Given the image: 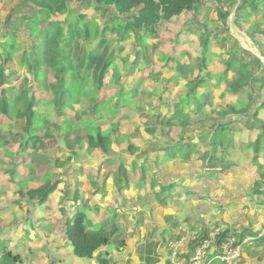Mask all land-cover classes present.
I'll return each mask as SVG.
<instances>
[{"label":"rangeland","instance_id":"rangeland-1","mask_svg":"<svg viewBox=\"0 0 264 264\" xmlns=\"http://www.w3.org/2000/svg\"><path fill=\"white\" fill-rule=\"evenodd\" d=\"M21 1L4 0L5 9L0 11V32H2V26L6 20L4 16L11 9L13 10V8L22 4ZM225 1L202 0L194 11L186 12L173 23L162 21L161 27L157 30L158 33L143 39L140 43L137 42V37L134 38L131 35L132 33H129L124 40H120L121 36L115 35L116 39L120 40L118 46H123L125 51L117 58L116 66L110 69L106 79V100L109 99L113 108H118V110H103L99 113L97 119H92L87 115H81L80 119H74L72 127L77 130L75 131L77 135L82 136V139L85 140L84 143L81 142L84 147L77 144L76 153L68 151V148L64 145V140L56 135L57 142L52 140L45 154L51 165L35 167L31 166L30 163L36 155L21 156L17 145H11L10 147L6 146L4 141H0V264H2L3 254L9 251L12 252V255H17L20 258L21 264H97L95 259L81 258L74 255L73 247L66 236V227L69 226L68 224L71 221L68 220L71 217L80 214L84 216L85 222H89L91 218L93 224L99 225L100 222H95L99 219L96 217L97 210L94 209V206L98 203L97 206L100 207L99 204H101L103 211L101 212L99 209V212L102 215L108 213V216H110L113 214L111 223H115L114 214L124 218L123 228H125V234L128 235L126 237H129L130 223H134L131 220L132 218L130 219L131 222L126 220L129 214L125 212L124 207L128 202H133L131 206L134 209L130 211V215L132 217L136 216L135 224L137 225L143 220L145 208L149 209L152 203H160L165 206L160 202V199H165L166 192L169 193V195L166 194L167 197L171 198L179 190L180 193L184 194L196 190V193L188 195V211L196 216L195 221H198L199 215L215 217L213 218L214 224L201 231L200 237L197 232V236L201 239L207 237V233H215L218 240L226 230L228 232L227 236L233 235L239 241H243L248 236L256 238L264 231V192L259 197L253 198L254 201L252 199L248 200L252 197L249 196L251 192L249 187H253L254 179H262L259 167L251 164L254 156L253 149L245 146L242 154L238 155L236 160L239 162V171L234 170L235 172L228 174L221 173L212 178V175L208 174L205 168V164L210 160V154L217 155L221 159H226L229 154L231 155V152L220 146L217 139V136H221L223 140L221 132L216 128V124L219 122V119H217L218 111L227 105L236 104L237 108L245 107L249 102L248 91L244 90L243 94H236V97H232L233 94L228 91L226 86L220 87L215 95L205 97L209 104L207 108L191 112L190 116L183 115L179 111L176 99H173L169 105L166 101L163 107L158 106L161 91L165 87L170 89L168 98H171L170 95H174L172 98H187L188 90L185 89L179 93V90L175 91L177 89L175 84L166 83L173 74V63L166 59L173 50V41L180 44L177 46V53L182 49H189V55L193 58L191 53L196 54L195 48L197 46L195 42L193 43L192 38L199 39L202 36L197 27L204 28L206 32L213 34V36H218L220 41V37L224 34L223 38L226 39V44L233 48L244 62L249 63L247 70L254 71L258 77L264 76V44L260 43L264 31V1L248 0L251 3H260L261 11H256L255 8L248 9L252 15L248 18L249 22L238 23L236 22L238 18L236 10L245 0H236L226 23L223 24L217 15V10L221 8L222 3H228ZM81 2H87V0H70L69 6L77 7ZM89 9L87 12L88 17H96L97 19L94 18L95 24L101 27L104 26L106 18L101 17V13L91 10L92 8ZM81 10L82 12L87 11L85 8H81ZM189 24H193V26ZM22 27L21 24L18 26L21 32L23 31ZM185 29L186 36L179 37V33ZM139 50L138 72H127L123 58H133ZM226 50L227 48H222V52ZM1 52L3 50L0 47ZM211 54L212 59H216L220 53L219 50H214ZM179 59L182 64H185L183 56L178 55L175 60L172 59L175 67ZM1 64L2 62L0 66ZM234 67L237 68L238 66ZM214 68H217V66ZM17 70L21 75H23V72L26 73L25 67L21 66ZM116 72L120 73L119 79ZM150 74L156 75L150 77ZM22 81V78L19 79L18 84ZM122 87L124 88V94L122 91L119 93ZM253 88L257 92V97H260L263 91L260 81H257ZM38 95L41 96L42 92H38ZM117 98L121 99L117 101ZM212 100H215V102ZM255 108L256 106L253 107V110ZM40 111L41 115H46L50 122H53L52 124L68 127L70 126L68 120L72 118L70 116L82 112V108L80 105L68 107L65 111L66 115L62 116L60 122L57 121L58 117L53 112L52 106L46 109V106L42 103ZM151 112L156 114L164 112V117L168 120L171 118L181 120L182 116L185 119L190 118V127L186 129L182 126V123L178 122L170 130L163 131L157 136L156 134H147L145 120L150 119ZM262 115L264 117V110ZM8 120L10 119L0 116V130H6L2 124L7 125ZM36 122L38 125L45 123L40 120ZM212 124H215L214 130L210 128ZM234 125L239 128L237 136L240 137L242 142L245 141L246 137L243 136L244 133L241 131V128H243L242 123L237 121ZM97 126L101 127L102 132L111 136L112 143L109 145L110 152L107 154L94 149L89 152L86 149V146H88L87 136L91 133L95 134ZM20 129L21 124L13 128L16 132ZM57 131H60V129L58 128ZM244 132H248V130ZM19 134H22V132H19ZM60 134H63V130L60 131ZM252 135L256 136V132L253 131ZM196 143H199L198 145L202 144L201 149L207 153L206 158L202 156L198 159L197 155H194L192 156V162L187 158L179 176L173 173L179 167V164L164 165L162 163L167 153L177 152L178 155L182 156L191 148L190 145ZM37 158L41 160L39 163L44 162L43 157L37 156ZM56 160L62 162L58 164ZM180 161L181 159L178 163ZM15 164L19 166L16 165V173H13L12 170ZM117 166L121 168L122 175L118 174L113 179L119 189L114 186L112 178L107 185L109 173L103 175L104 169L106 172H111ZM161 169L171 171L172 176H175V180L178 182H173V184L163 183L158 177V171ZM196 170H198V173H195ZM164 171L160 172V175H163ZM208 175L210 180L216 181L219 189H215L217 186L212 185L208 187ZM170 178V180H174L173 177ZM46 179L51 180L52 183L56 182L58 188L50 193L44 204H40L39 200L34 207V201L27 202L23 198L24 196L19 194L20 190L26 191L41 186ZM147 180L148 184H146ZM121 183L125 185L126 189L132 185L133 190L122 191ZM106 185L108 191L105 195ZM99 187L103 191L101 194H96L100 191L98 190ZM115 189L117 192L122 191V195L117 197ZM133 194L136 195L134 201L131 199ZM201 195L205 197L201 198ZM139 196H142L144 201H141L142 197ZM152 196L153 202L149 204ZM154 210L152 209V211ZM122 211L124 214H122ZM168 214H171V212L169 211ZM185 218V216L177 214L165 216V219L158 218L159 221L157 222L148 219L151 223L148 237L151 238L152 236L155 241L150 240L146 251L150 250L156 256V258L149 259V264H156L157 261L162 259H165L166 264H169L170 249L168 244L178 238L181 227H188L181 222ZM235 220L238 221L234 222ZM172 221L178 222L175 225H169ZM162 222H164V226L167 222L169 224L166 225L167 229L162 233L163 237L159 239L156 236L158 228L154 226L162 224ZM141 224H143V221ZM198 224L197 227H203L201 222ZM171 226L173 229H171ZM106 227V225L100 224L92 228L100 230ZM188 228L196 231L195 228ZM173 230L177 235H171ZM249 231L252 233H248ZM143 232L146 235L147 229H144ZM119 233L121 240H124L122 231ZM262 239L256 238L252 245L244 244L242 246V257L233 264H264V240ZM198 240L193 241L184 249L179 257L180 264H190L191 252ZM217 240L212 246L216 254L220 250V242ZM115 247L116 252L113 251ZM108 248L110 251L108 252V258L112 261H117L118 250L123 251L124 249L117 244H113V249L112 247ZM139 252L141 254V251ZM209 255L211 253L207 254L203 264L210 263V261L213 264H227L220 260V263H218L214 259L215 256ZM11 258L14 260L13 257Z\"/></svg>","mask_w":264,"mask_h":264},{"label":"trees","instance_id":"trees-1","mask_svg":"<svg viewBox=\"0 0 264 264\" xmlns=\"http://www.w3.org/2000/svg\"><path fill=\"white\" fill-rule=\"evenodd\" d=\"M69 1L22 0V4L11 9L4 16L6 20L0 32V47L3 50L0 53V63L2 62L0 116L10 119L7 125L2 124L6 130H0V141H4V144L10 147L17 145L21 156L36 155L30 163L35 167L51 165L45 154L52 140L56 141V135L64 140V145L70 152L76 153L77 144L84 147L81 142L84 143L85 140L77 135L75 132L77 130L72 127L74 119H80L81 115L97 119L103 110H118L113 108L109 99L106 100V79L110 69L116 66L117 58L125 51L123 46H118L120 40H124L129 33H132L131 35L134 38L137 37L136 40L140 43L143 39L157 34L162 21L173 23L186 12L194 11L202 0H87L77 7L69 6ZM235 1L226 0L225 2L228 3H222L221 8L217 10V15L223 24L226 23L231 9L236 4ZM81 8L87 11L82 12ZM89 8L106 18L104 26L95 24L96 17H88ZM250 8L261 11L262 7L260 3L245 0L236 10L238 16L236 22H249L248 18L252 17L248 10ZM4 9L5 2L0 0V11ZM20 24L23 26L22 32L18 29ZM189 25L193 26V24ZM186 29L179 33V37L186 36ZM197 29L201 31L202 36L199 39L192 38L197 46L196 54L191 53L193 58L189 55V49H182L177 53V46L180 44L173 41V50L166 59L173 63V74L166 83L175 84L177 87L175 91L179 90V93L185 89L188 90L187 98H168L170 89L165 87L161 91L158 106L163 107L166 101L169 105L173 99H176L179 111L183 115L190 116L191 112L207 108L209 104L205 97L215 95L220 87L226 86L233 94H230L232 97L243 94L244 90L248 91L249 102L245 107L237 108L236 104L227 105L218 111L219 122L216 128L221 132L223 140L221 136H217V139L220 146L231 152V155L221 159L217 155L210 154V160L205 167L206 172L212 177L221 173L234 172V168L240 170L236 159L247 145L253 149L254 153L251 164L259 167V173L262 176V179L256 178L253 187L250 186L251 194L262 195L264 192V117L262 115L264 76L258 77L254 71L247 70L249 63L244 62L235 50L226 44L224 34L220 37V41L218 36H213L204 28L197 27ZM262 33L260 43L264 44V31ZM115 35L121 36L120 40H117ZM222 48L227 50L222 52ZM214 50H219L220 53L216 59H212L211 53ZM139 55L140 50L133 58H123L127 72H138ZM178 55L183 56L185 64H182L179 59L175 67L173 60ZM21 66L26 68V73L23 72V75L17 70ZM215 66L217 68H214ZM116 73L119 79L120 73ZM154 75L156 74H150V77ZM21 78L23 81L18 84ZM257 81H260L263 89L260 97H257V92L253 88ZM120 91L124 94L123 87L120 88L119 93ZM38 92H42V95H38ZM212 101L215 102V100ZM42 103L46 109L52 106L59 122L70 106L80 105L82 112L70 116L72 117L68 120L70 126L60 127L58 124H52L53 122H50L46 115H41ZM254 106L256 108L253 110ZM37 120L45 123L38 125ZM189 120L190 118L185 119L183 116L181 120L175 118L168 120L164 117V112L161 114L151 112L150 119L145 120L146 132L157 136L163 131L170 130L178 122L187 129L190 127ZM237 121L243 126L241 131L246 137L243 142L237 136L239 128L234 125ZM20 124L21 129L14 131L13 128ZM58 128L60 131L63 130V134L57 131ZM210 128L214 130L215 124H212ZM245 130L248 132H244ZM253 131L256 132V136L252 135ZM87 138L86 149L89 152L91 149L105 154L110 152L111 136L102 132L101 127L97 126L95 134L91 133ZM190 146L187 153L181 156L182 159H191L193 153L200 152L199 149L193 151V145ZM194 146L196 148L197 145ZM206 154L203 155L205 158ZM37 156L43 157L44 162L39 163L41 160ZM167 157L175 159L178 154L171 152L167 154ZM56 162L59 164L62 161L56 160ZM16 165L18 164H15L13 173H16ZM116 174L122 175L121 168ZM207 179L210 180L209 177ZM57 188L56 182L52 183L51 180L46 179L41 186L26 191L20 190L19 194L24 196L27 202L34 201L35 207L39 200L40 204H44L50 193ZM113 219L115 223H111V218L103 224L107 226L106 228L95 230L90 222H85L84 216L77 214L71 217L68 220L71 222L66 227V236L73 247L74 255L95 259L97 264H117L116 261L108 258L107 250H102L113 244L119 247L126 245L119 233L122 228H118L120 225L116 224V217ZM226 235L228 232L225 230L219 238ZM242 238L244 239V236ZM262 238L264 239V235ZM1 263L21 264V260L9 251L3 254Z\"/></svg>","mask_w":264,"mask_h":264},{"label":"crops","instance_id":"crops-1","mask_svg":"<svg viewBox=\"0 0 264 264\" xmlns=\"http://www.w3.org/2000/svg\"><path fill=\"white\" fill-rule=\"evenodd\" d=\"M170 97L172 98V97H174V95H170ZM178 98V97H177ZM199 143H196V148H195V146H194V144H193V151H195L196 149H199V153H193V155L192 156H194V155H197V157H198V159L200 158V156H203L204 154H205V151L204 150H202L201 149V145L202 144H200V145H198ZM247 146V145H246ZM243 150H244V148H243ZM169 153H171V152H169ZM169 153H167V154H169ZM175 153H177V152H175ZM240 154H242V153H240ZM239 155V154H238ZM192 156H191V159H190V162H192ZM229 156V155H228ZM158 157V156H157ZM181 159V161H180V163H178V161ZM135 160V159H134ZM262 160V159H261ZM162 162V161H161ZM164 165L165 164H171V163H177V164H179V167L176 169V171H174L173 173L176 175V176H179V174H181L182 173V167L184 166V164L186 163V160H184V159H182L181 158V156L180 155H178V157L177 158H168L167 156L164 158V161L162 162ZM191 164V163H190ZM254 165V164H253ZM120 166V165H119ZM119 166H117V168H114L113 170H111V172H106L105 171V169H104V173H103V175L105 176L107 173H109V177H108V180H107V185H108V181L112 178H115L116 177V172L118 171V169L120 168ZM193 166V165H192ZM205 166H206V164H205ZM255 166V165H254ZM194 167V166H193ZM206 168V167H205ZM233 170H236V168H234ZM162 171H164V169H161V170H159L158 171V177H159V179H161L162 180V182L163 183H165V184H173V182L175 183V182H178V181H176L175 180V176H172L173 174H172V172L171 171H169V170H166V171H164V173H163V175H160V172H162ZM178 171V172H177ZM198 170H196V172L195 173H198L197 172ZM237 171H239V170H237ZM235 172V171H234ZM230 173H233V172H230ZM170 177H173V179L174 180H170L171 178ZM208 177H209V175H208ZM213 178V177H212ZM256 180V178L254 179V181ZM253 181V182H254ZM98 183H101L100 181H97ZM113 182H114V186L117 188V189H119V186L116 184V182L114 181V179H113ZM149 182H148V180L146 181V184H148ZM107 185H106V188H105V195L107 194ZM210 185H212V186H217L215 189H219V186H218V184L216 183V181H208V187L210 186ZM92 186V185H91ZM120 186H122L123 188H122V191L123 190H133L132 189V185L131 186H129L128 187V189H126V187H125V185L124 184H120ZM134 187V186H133ZM93 188V187H92ZM201 188V187H200ZM249 188H251V187H249ZM96 189V188H95ZM113 189H114V187H113ZM98 190H100L99 192H97L96 194H101V192L103 191L100 187H99V189ZM115 191L117 192V190L115 189ZM122 191L121 192H117V194H116V196L117 197H119V196H121L122 195ZM134 192V191H133ZM181 191L179 190V191H176L175 192V195L173 196V197H167L168 195H169V193L168 192H166V194L168 193V195H166L165 194V199H160V202H162L165 206H163L162 204H160V203H152L153 202V196L151 197L152 198V200L151 201H149V204L150 203H152V205L150 206V208L148 209H146L145 208V214L143 215L144 217H143V220H141V222L143 221V224H141V222L140 223H138L137 225L135 224L136 223V220H135V217H132L131 215H130V211L132 210V209H134V207L133 206H131V203H133V202H128L127 203V201L125 200V202L127 203V205L124 207V210H125V212L127 213V214H129V216L127 217V221L128 222H131V220H132V222L137 226H135L134 224H132V223H130L131 224V228L128 230L129 231V237H126V236H128L127 234H125V228H123V225H124V223H125V221H124V218H122V217H120L119 215H116V214H114V217H116V224L118 223L120 226H118V228L120 227V228H122V233H123V236H122V238L125 240V242H126V245L123 247L124 249H123V251H121V249H119L118 250V252L117 253H119V256H118V258H117V264H147L148 263V261H149V259L150 258H156V256L152 253V251H146L147 250V248H148V246H149V243H150V240H152V241H155L154 239H153V237L151 236V238H149L148 236H149V225L151 224L150 222H149V220L148 219H151V220H153L154 222H157V221H159V220H157L158 218H163V219H165V216H172V215H177V214H181V215H183V216H185L186 218L184 219V220H187L186 222L183 220V221H181L184 225H187L188 227H192L193 229L195 228L196 229V231L199 233V237H200V234H201V231H204L205 229H207L208 227H211L213 224H214V219L213 218H215V217H211V216H202V215H199L198 216V221H195V219H196V216L195 215H193L191 212H189L188 211V206H189V194H191V193H196V190L194 191V192H186V194H184V193H180ZM135 193V192H134ZM95 194V195H96ZM171 194V193H170ZM105 195H103L104 197H105ZM97 196V195H96ZM102 196V197H103ZM136 195L135 194H133L132 195V201H134V197H135ZM249 196L251 197V198H248V200H253L254 201V199L253 198H255V197H259L260 195H258V196H253L252 194H251V192H250V194H249ZM248 196V197H249ZM139 197H142V196H139ZM201 198H203V197H205L204 195H201L200 196ZM167 198H169V199H167ZM205 199V198H204ZM98 201V200H97ZM141 201H144V199H143V197H142V200ZM174 201V202H173ZM173 202V203H172ZM96 206H94V209L95 210H97L96 211V217H98V219H99V221H95V222H100L99 223V225L100 224H104V223H106V221H108L109 219H111L112 217H113V214H111L110 216H108V213L106 212V210H105V212L107 213L106 215H102L101 214V212L103 211V208L101 207V204H99L100 205V207H98L97 205H98V203H96L95 204ZM156 207V208H155ZM90 208L91 209H93V207L92 206H90ZM99 209H100V211L101 212H99ZM152 209H155L154 211H152ZM135 211V210H134ZM169 211L171 212V214H168L169 213ZM119 213V212H118ZM110 214V213H109ZM122 214H124V212L122 211ZM107 216V217H106ZM130 217V218H129ZM191 217V218H190ZM132 218V219H131ZM131 219V220H130ZM216 220V219H215ZM236 221H238V220H235L234 222H236ZM90 224L92 225V226H99V225H97V224H93L92 223V219L90 218ZM88 222V223H89ZM175 222V223H174ZM178 221H172L171 222V224H169L168 222H167V224H169V225H175L176 223H177ZM199 222H201L202 223V226L203 227H197V226H199ZM238 223V222H237ZM166 224V225H167ZM165 225V226H166ZM168 225V227H170ZM125 226H126V224H125ZM164 226V222H162V224L160 223V224H158L157 226H154V227H157L158 228V232H157V237L160 239V238H162L163 236H162V233L164 232V230L165 229H167V226L165 227ZM144 229H147V233H146V235H145V233L143 232L144 231ZM171 229H173L172 228V226H171ZM124 230V231H123ZM173 233H171V235L172 236H174V235H177V233L173 230L172 231ZM150 233H151V231H150ZM260 239V238H259ZM262 239V238H261ZM262 240H264V239H262ZM146 241V242H145ZM108 247H112V249H113V245H111V246H107V247H104L102 250H106L107 249V251L108 252H110L109 251V248ZM113 251L114 252H116L117 250H116V247H115V249H113ZM139 251H141V254H140V252ZM150 255H149V254ZM168 253V252H167ZM187 253H189V252H187ZM190 254V253H189ZM215 256V253H211V255H209V256ZM208 259H210V257H208ZM207 259V261H209ZM214 259L218 262V263H220L219 262V260H217V258L216 257H214ZM167 263V261L165 260V259H162V260H159V261H157L156 262V264H166ZM149 264V263H148ZM207 264H213L212 263V261H210V263L209 262H207Z\"/></svg>","mask_w":264,"mask_h":264},{"label":"built area","instance_id":"built-area-1","mask_svg":"<svg viewBox=\"0 0 264 264\" xmlns=\"http://www.w3.org/2000/svg\"><path fill=\"white\" fill-rule=\"evenodd\" d=\"M216 235L215 233H207V237L205 236L201 239L197 236V231L188 227H181L178 238L168 244L170 249L169 264H180L179 257L184 249L198 239V242L194 244L191 252L190 264H203L207 254L212 252L215 253V257L218 260L227 264H233L242 257V246L244 244L252 245L256 238L263 237L264 231L256 238L248 236L243 241H239L233 235L225 236L217 240ZM216 240L220 242V250L217 254L212 247Z\"/></svg>","mask_w":264,"mask_h":264},{"label":"clouds","instance_id":"clouds-1","mask_svg":"<svg viewBox=\"0 0 264 264\" xmlns=\"http://www.w3.org/2000/svg\"><path fill=\"white\" fill-rule=\"evenodd\" d=\"M227 236V235H226ZM262 238V237H261Z\"/></svg>","mask_w":264,"mask_h":264}]
</instances>
